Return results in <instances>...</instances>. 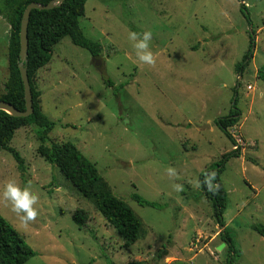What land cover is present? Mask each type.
<instances>
[{
    "label": "rangeland",
    "instance_id": "rangeland-1",
    "mask_svg": "<svg viewBox=\"0 0 264 264\" xmlns=\"http://www.w3.org/2000/svg\"><path fill=\"white\" fill-rule=\"evenodd\" d=\"M243 3L251 25L239 0H87L79 24L103 46L101 65L65 37L35 75L42 111L56 123L48 144L71 142L96 164L101 187L141 221L140 237L125 249L96 200L81 197L38 154L36 129L26 126L9 144L25 169L0 149V192L11 180L38 197L37 217L22 223L0 195V215L36 252L25 264H227L228 246L219 250L222 229L199 176L235 149L216 120L236 98L241 119L230 132L240 156L221 174L224 219L234 264H264V236L252 228L264 226V0ZM9 13L0 0V96L9 78ZM130 31L151 33L152 65L137 59ZM251 34L253 57L238 73ZM134 193L160 208L140 206ZM77 209L89 216L82 229L72 219Z\"/></svg>",
    "mask_w": 264,
    "mask_h": 264
},
{
    "label": "trees",
    "instance_id": "trees-1",
    "mask_svg": "<svg viewBox=\"0 0 264 264\" xmlns=\"http://www.w3.org/2000/svg\"><path fill=\"white\" fill-rule=\"evenodd\" d=\"M52 0H6V8L10 11L8 22L11 27L8 48L9 78L5 84V92L0 96V101L13 105L19 111H25V91L19 71L20 57V32L21 21L26 7L33 2L47 5ZM240 12L248 22L252 24L248 7L243 0H239ZM87 0H66L61 5L50 10H33L30 15L28 38L29 50L26 68L30 80L33 96V115L25 118L13 117L6 111L0 110V149H6L14 156L21 169H25V160L12 147L15 132L26 126L36 129V136L40 142L38 154L48 163L58 167L65 178L71 182L81 197L96 200L97 211L104 219L117 230L124 240V248L129 249L140 237L141 221L133 211L107 188L101 187L102 178L98 174L96 164L86 157L79 148L71 142L52 143L49 142V134L53 131L56 123L48 118L41 107L42 93L36 88L35 75L48 65L53 57V49L63 38L69 37L71 42L86 49L93 57H100L103 46L87 38L79 24V19L84 13ZM250 49L241 63L236 66L238 73H243L251 62L253 54L251 49L255 43L253 34L250 36ZM259 78L264 79V67L258 73ZM113 85L112 82H108ZM240 83L237 84L239 86ZM236 98L230 113L226 117L216 120L218 128L232 142L235 148L231 153L222 157L216 164L204 170L199 176V183L206 198L212 203L214 217L221 231V238L228 246L227 264H234L236 249L226 229L224 212L227 206V190L222 184L221 174L225 169V163L231 157L240 156L237 141L230 130L234 128L241 119V111L237 108ZM214 172V184L217 190L211 192L204 186V178L207 173ZM131 199L140 206L160 208V205L149 202L140 195L134 193ZM72 219L80 228L87 226L89 216L83 209H77L72 214ZM260 235L264 236V226L254 225L252 227ZM36 255V252L27 244L24 237L0 215V264H25ZM143 264V263H131Z\"/></svg>",
    "mask_w": 264,
    "mask_h": 264
},
{
    "label": "clouds",
    "instance_id": "clouds-1",
    "mask_svg": "<svg viewBox=\"0 0 264 264\" xmlns=\"http://www.w3.org/2000/svg\"><path fill=\"white\" fill-rule=\"evenodd\" d=\"M128 39L134 42L132 46L136 50L137 59L144 64L152 65L154 63L153 54L148 50L151 33L145 32L140 35L130 31L128 33ZM167 172L170 176L175 174V170L172 168H168ZM214 179V172L205 175L203 183L206 190L211 192L217 190V185L213 183ZM174 190L179 192L183 189L181 185H174ZM0 195L10 202L11 210L19 216L22 223L33 221L37 217L38 210L34 205L37 204L38 197L30 192L27 186L21 188L15 181L10 180L4 184Z\"/></svg>",
    "mask_w": 264,
    "mask_h": 264
},
{
    "label": "water",
    "instance_id": "water-1",
    "mask_svg": "<svg viewBox=\"0 0 264 264\" xmlns=\"http://www.w3.org/2000/svg\"><path fill=\"white\" fill-rule=\"evenodd\" d=\"M65 1L66 0H52L47 5H42V4L33 2V3H30L24 11L22 21H21L20 57H19L18 67H19L22 82L24 85L26 109L25 111H19L10 103H7L5 101H0V110L6 111L7 113L11 114L13 117L25 118V117H29L33 115L34 113L33 96H32V91H31V86H30V80L28 77L27 68L25 66L27 63L28 50H29L28 27H29L31 12L33 10H50V9H53L61 5ZM94 62L96 66L101 65V62L98 59V57H94ZM225 245L226 244L223 243L221 247H219V250H221Z\"/></svg>",
    "mask_w": 264,
    "mask_h": 264
},
{
    "label": "crops",
    "instance_id": "crops-1",
    "mask_svg": "<svg viewBox=\"0 0 264 264\" xmlns=\"http://www.w3.org/2000/svg\"><path fill=\"white\" fill-rule=\"evenodd\" d=\"M20 129H21V130H20ZM23 129H24V127L19 128V129L15 132L14 137L18 134V132L22 131Z\"/></svg>",
    "mask_w": 264,
    "mask_h": 264
}]
</instances>
